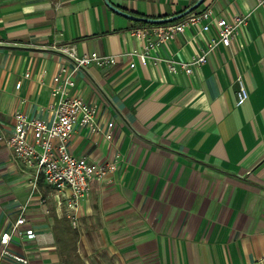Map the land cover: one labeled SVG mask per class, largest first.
Here are the masks:
<instances>
[{
  "label": "crops",
  "instance_id": "obj_1",
  "mask_svg": "<svg viewBox=\"0 0 264 264\" xmlns=\"http://www.w3.org/2000/svg\"><path fill=\"white\" fill-rule=\"evenodd\" d=\"M109 1L166 17L196 0ZM205 7L247 20L229 45L186 73L164 59L200 54L217 35L213 24H188L151 46L155 23L105 0H0V235L23 213L7 249L28 259L0 255V264H75L76 255L84 264H264V8L204 0L195 10ZM68 47L116 55L79 68L70 89L97 106L101 131L77 127L69 149L117 164L91 182L74 225L65 215L68 190L36 178L3 141L18 112L50 121L53 74L72 67ZM239 76L249 90L242 104Z\"/></svg>",
  "mask_w": 264,
  "mask_h": 264
},
{
  "label": "built area",
  "instance_id": "obj_2",
  "mask_svg": "<svg viewBox=\"0 0 264 264\" xmlns=\"http://www.w3.org/2000/svg\"><path fill=\"white\" fill-rule=\"evenodd\" d=\"M257 6L264 8V0H257ZM248 14H235L232 17L214 16L210 7L191 11L178 19L153 24V42L150 44L161 45L178 32L185 29L188 24H201L202 30H208L213 24L217 35L207 40L206 46L198 55L182 61L175 58H165L166 64L171 71L178 69L191 73L195 67L205 63L209 52L219 44L229 45L232 37L238 29L246 23ZM140 33L139 30L137 32ZM63 50L69 55L72 67L61 66L53 74L51 95L52 118L46 121L39 117H28L22 112L15 115L11 131L4 135L3 141L11 149L13 157L22 161L25 165L34 167L35 176H42L44 182L57 191L68 190L64 200L65 215L71 223H76V212L80 200L86 196L91 182L94 179L105 177L109 172L116 169L115 158L97 161L78 156L69 149V142L76 128H86L91 132L100 133L101 125L97 120V106L85 101L80 95L70 92L74 86L75 72L90 64L103 65L114 63L116 55L103 54L91 51L79 55L73 47ZM149 47L139 52L142 63L149 58ZM25 75H28L26 73ZM236 104L244 103L249 97V90L240 76L237 78ZM20 82L16 83L18 87ZM106 138L111 133L105 134ZM1 138V136H0ZM26 218L20 213L11 227L0 235L2 245L0 255H8L21 263H27L28 259L20 254L12 253L7 249V244L12 234L25 224ZM24 232L28 237H34L33 228L27 227Z\"/></svg>",
  "mask_w": 264,
  "mask_h": 264
},
{
  "label": "water",
  "instance_id": "obj_3",
  "mask_svg": "<svg viewBox=\"0 0 264 264\" xmlns=\"http://www.w3.org/2000/svg\"><path fill=\"white\" fill-rule=\"evenodd\" d=\"M204 0H196L195 2H193L190 6H188L187 8H185L184 10L175 13L171 16H166V17H147V16H139V15H135L129 12H126L122 9H120L119 7L113 5L109 0H105V2L107 3V5L113 9L115 12L126 16L128 18H131L133 20H138V21H143L146 23H164V22H168V21H172L175 19L180 18L181 16L191 12L192 10H194L196 7H198Z\"/></svg>",
  "mask_w": 264,
  "mask_h": 264
},
{
  "label": "trees",
  "instance_id": "obj_4",
  "mask_svg": "<svg viewBox=\"0 0 264 264\" xmlns=\"http://www.w3.org/2000/svg\"><path fill=\"white\" fill-rule=\"evenodd\" d=\"M195 10V9H194ZM194 10H192V11H194ZM70 249H73V248H71L70 247ZM76 260H75V264H84V262L83 261H81V260H79V257L76 255ZM70 264H72V262H70Z\"/></svg>",
  "mask_w": 264,
  "mask_h": 264
}]
</instances>
